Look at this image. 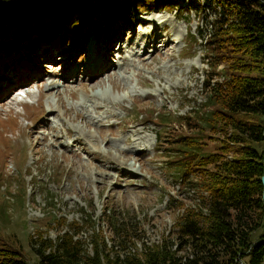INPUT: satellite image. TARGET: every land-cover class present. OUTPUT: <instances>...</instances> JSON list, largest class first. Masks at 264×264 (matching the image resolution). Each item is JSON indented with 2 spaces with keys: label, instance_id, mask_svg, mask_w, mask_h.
<instances>
[{
  "label": "rangeland",
  "instance_id": "1",
  "mask_svg": "<svg viewBox=\"0 0 264 264\" xmlns=\"http://www.w3.org/2000/svg\"><path fill=\"white\" fill-rule=\"evenodd\" d=\"M213 3L138 6L131 22L82 21L40 46L25 37L24 50L11 45L14 28L0 24V242L18 247L27 264L38 263L28 236L39 228L54 240L57 220L81 222L88 249V220L111 236L108 210L135 224L139 246L169 234L192 191L165 167L167 143L157 142L160 118L150 111L175 116L202 99Z\"/></svg>",
  "mask_w": 264,
  "mask_h": 264
},
{
  "label": "trees",
  "instance_id": "2",
  "mask_svg": "<svg viewBox=\"0 0 264 264\" xmlns=\"http://www.w3.org/2000/svg\"><path fill=\"white\" fill-rule=\"evenodd\" d=\"M173 1L0 0V24L14 28L11 45L24 50L19 45L25 37L40 46L82 21L97 28L121 17L131 22L133 8ZM206 2H214L215 15L205 38L211 70L204 74L202 99L175 116L150 111L152 119L160 118L157 142L167 143L165 167L190 187V203L178 202L169 234L141 246L135 224L114 210L104 212L109 238L88 220L89 249L81 222L57 220L62 228L54 240L39 228L28 236L37 264L264 263V0ZM24 257L0 242V264H27Z\"/></svg>",
  "mask_w": 264,
  "mask_h": 264
},
{
  "label": "bare ground",
  "instance_id": "3",
  "mask_svg": "<svg viewBox=\"0 0 264 264\" xmlns=\"http://www.w3.org/2000/svg\"><path fill=\"white\" fill-rule=\"evenodd\" d=\"M107 50H108L107 52L109 53L111 49L107 48ZM49 66H50V65H49ZM79 69H80V68H79ZM52 74H55V73H52ZM41 75H43V74H37V75H36L37 79L40 81V82H39V85H38L39 87L44 85V84H43V78H41V77H42ZM96 78H97V73H95L94 75H92V76L90 77L91 82H94V81L96 80ZM64 80H65V79H64ZM54 84H55V83H54ZM45 87L48 88V85L45 84ZM38 91H39V90H38ZM20 94H21V93H20ZM11 101H12V100H11ZM40 106H41V105H40ZM40 110H41V109H40ZM41 111H42V110H41Z\"/></svg>",
  "mask_w": 264,
  "mask_h": 264
},
{
  "label": "water",
  "instance_id": "4",
  "mask_svg": "<svg viewBox=\"0 0 264 264\" xmlns=\"http://www.w3.org/2000/svg\"><path fill=\"white\" fill-rule=\"evenodd\" d=\"M262 163H263V175H262V178H261V183H262V200H264V154H263V160H262Z\"/></svg>",
  "mask_w": 264,
  "mask_h": 264
}]
</instances>
